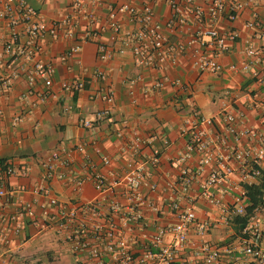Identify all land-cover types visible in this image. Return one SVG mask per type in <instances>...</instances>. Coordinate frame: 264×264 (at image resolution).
<instances>
[{
    "label": "crops",
    "instance_id": "1",
    "mask_svg": "<svg viewBox=\"0 0 264 264\" xmlns=\"http://www.w3.org/2000/svg\"><path fill=\"white\" fill-rule=\"evenodd\" d=\"M25 1L36 9L38 20L47 27L56 23L58 31H45L35 49L17 17L15 46L24 52L12 54L4 50L11 26L0 18V163L7 165L0 164L6 190L0 196V264H42L44 248L79 264L50 218L91 201L99 204L103 219L135 239V250L147 234L175 221L169 208L174 200L193 207L200 218L216 220L217 211L198 193L200 181L216 167L218 158L230 156L219 139L225 125L220 111L225 108L234 114L239 130L264 134V0H239L243 8L234 21L225 13L212 19L204 0L191 4L176 0L184 15L171 25L169 2L150 0L153 22L166 35L162 62L136 61L132 46L125 43V35L139 26L117 8L128 2L139 10L142 0H81L80 10L74 9V0ZM234 1L223 0L227 6ZM195 5L203 8L201 17L194 14ZM113 12L120 27L117 34L111 27ZM250 21L257 25L249 27ZM206 27L236 33L229 50L216 56L220 69L215 72L192 65L199 48L196 34ZM99 44L105 47V58L99 57ZM70 48L75 51L64 57ZM37 62L54 68L49 86L34 72ZM105 91L112 93L110 103L101 97ZM103 110L108 112L98 118L97 112ZM200 117L214 119L208 138L215 158L183 192L178 183L181 170L195 173L200 164L201 156L187 149ZM86 119L90 126L83 124ZM228 141L237 149L253 144L244 135ZM229 162L234 165L232 158ZM130 164L140 167L155 185L154 189L142 185L132 199L123 180ZM94 173L110 185L105 192L95 189ZM76 179H84L79 192L73 188ZM231 181L237 182L238 176ZM225 199H231L230 193ZM114 202L120 207L117 211L111 207ZM131 205L142 219L124 226L123 216ZM233 231V225L216 224L205 238L222 242Z\"/></svg>",
    "mask_w": 264,
    "mask_h": 264
},
{
    "label": "built area",
    "instance_id": "2",
    "mask_svg": "<svg viewBox=\"0 0 264 264\" xmlns=\"http://www.w3.org/2000/svg\"><path fill=\"white\" fill-rule=\"evenodd\" d=\"M149 1L142 0L139 10L125 2L117 8L116 12L129 13L131 19L139 26L136 32L125 35V43L132 46L135 60L144 62L146 58L149 62H162L166 35L160 26L153 22V12ZM167 1L173 10L169 25L174 21H182L184 15L182 5L176 0ZM204 1L208 4V13L212 19H215L219 13H225L227 20L234 21L243 8V3L239 0H235L228 6L223 0ZM193 2L194 0H185V3ZM0 5V18L7 19L11 26V33L4 43L6 52L12 54L24 52L21 46H15L18 38L15 29L18 23L17 17L25 25V31L29 37L28 43L35 49L38 48V40L45 31L52 34L58 31L56 23L47 27L45 23L38 20L36 9L25 0H0ZM81 5V0H74L75 10H80ZM194 14L201 17L203 8L195 5ZM114 17L113 12L110 15V19L113 20L111 27L117 34L120 27L114 21ZM247 25L254 27L257 23L250 21ZM235 38V32L221 33L215 27L199 30L196 34L199 48L193 56V67L199 71H218L220 65L216 61V56L228 51L230 43ZM97 49L99 57L105 58L104 45L99 44ZM74 51L75 48H70L64 57L71 56ZM247 54L253 55L254 50L248 49ZM34 72L44 79L47 86L51 84V76L54 73L51 65L37 62L34 64ZM98 76L103 78L104 74L99 71ZM30 80H33L32 76ZM156 86H160V83ZM101 97L109 103L113 99L109 91L103 92ZM107 112L99 111L97 117L101 118ZM219 114L222 115L225 123L223 130L219 133V139L222 145L228 146L226 150L230 156L218 158L216 167L214 166L206 178L200 181L198 193L207 205L217 211V219L200 218L193 207H185L179 200H174L169 204V208L174 214L175 221L157 227L153 233L147 234L141 246L135 250L133 247L135 239L124 236L112 222L103 219L99 204L91 201L50 218V224L68 243L71 253L77 258L79 264H264V188L260 201L250 209L248 222L242 229L238 230L234 227L233 233L222 242H213L205 238L214 225L232 226L236 216L246 214V208L249 205L247 188L259 183L264 170V134L249 128L239 130L237 117L227 112L225 108H222ZM83 124L90 126L91 121L86 119ZM213 124V118L200 117L193 126L187 149L201 156L200 164L195 173L187 169L181 170L178 183L183 192L189 190L195 177L203 172L206 165L213 163L215 157L210 149L208 138V127ZM243 135L253 141L251 146L243 149L229 146V137L237 140ZM78 150H82V146L78 147ZM230 158L233 159L234 165L229 162ZM103 162L107 164L109 159L104 157ZM233 175L238 176L237 182L231 181ZM123 180L131 199L136 197L138 189L144 184L150 189L155 188L154 184L148 182L142 169L132 164L129 165ZM92 181L95 189L100 193L110 187L104 176L99 173L92 175ZM83 182L84 179L75 180L73 188L76 192L81 190ZM222 185L225 186L224 189L219 188ZM227 193H230V200L225 199ZM5 194L4 183L0 180V196ZM50 203L54 205L56 200L51 199ZM111 207L116 211L120 208L115 202ZM141 219L140 211L135 205H131L125 210L123 225L139 224Z\"/></svg>",
    "mask_w": 264,
    "mask_h": 264
},
{
    "label": "trees",
    "instance_id": "3",
    "mask_svg": "<svg viewBox=\"0 0 264 264\" xmlns=\"http://www.w3.org/2000/svg\"><path fill=\"white\" fill-rule=\"evenodd\" d=\"M2 168H6L7 165L3 164V162L0 163ZM264 188V170L262 171V177L260 178L259 183L250 185L248 189V198H249V205L246 208V214L243 216H236L235 219L232 221V225L240 230L242 229L248 222V213L250 209L256 205L262 196Z\"/></svg>",
    "mask_w": 264,
    "mask_h": 264
},
{
    "label": "rangeland",
    "instance_id": "4",
    "mask_svg": "<svg viewBox=\"0 0 264 264\" xmlns=\"http://www.w3.org/2000/svg\"><path fill=\"white\" fill-rule=\"evenodd\" d=\"M41 255L43 259L42 264H76L70 257L65 255L64 253L58 252L55 254V252H53L49 248H44ZM55 256L57 257V259H55Z\"/></svg>",
    "mask_w": 264,
    "mask_h": 264
}]
</instances>
